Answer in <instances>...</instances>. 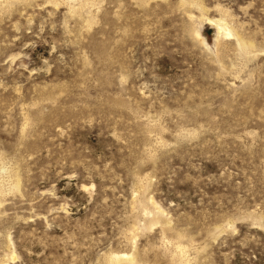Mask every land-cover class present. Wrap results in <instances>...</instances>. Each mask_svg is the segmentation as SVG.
<instances>
[{
  "label": "rangeland",
  "instance_id": "1",
  "mask_svg": "<svg viewBox=\"0 0 264 264\" xmlns=\"http://www.w3.org/2000/svg\"><path fill=\"white\" fill-rule=\"evenodd\" d=\"M128 261L264 264V0H0V264Z\"/></svg>",
  "mask_w": 264,
  "mask_h": 264
},
{
  "label": "bare ground",
  "instance_id": "2",
  "mask_svg": "<svg viewBox=\"0 0 264 264\" xmlns=\"http://www.w3.org/2000/svg\"><path fill=\"white\" fill-rule=\"evenodd\" d=\"M206 24L209 27H213L216 30L215 38L218 39V36H220L222 32V28L220 27V25L218 23H213V21H208ZM195 36L202 44L204 43V38L201 36L199 32H196ZM128 264H131V261H128Z\"/></svg>",
  "mask_w": 264,
  "mask_h": 264
}]
</instances>
